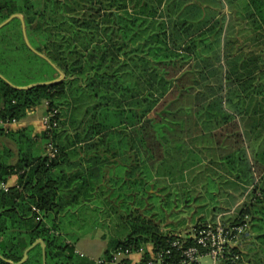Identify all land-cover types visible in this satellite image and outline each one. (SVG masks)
Listing matches in <instances>:
<instances>
[{"label": "trees", "instance_id": "trees-1", "mask_svg": "<svg viewBox=\"0 0 264 264\" xmlns=\"http://www.w3.org/2000/svg\"><path fill=\"white\" fill-rule=\"evenodd\" d=\"M250 1L249 17L259 20L254 30L260 31L264 0ZM188 7L174 0H0V23L22 13L31 44L65 73L59 82L29 89L0 77V120H22L41 104L54 114L41 132L0 122V182L17 176L8 190L0 188V264L18 263L37 239L46 245V264H99L76 254L56 220L81 205L121 220L124 233L111 238L107 262L119 247L168 248L172 229L163 231L128 199L134 185L149 195L156 186L150 178L167 168L168 157L193 152L200 114L216 108L222 117L207 134L210 148L231 180L251 190L239 215L249 216L253 236L230 246L231 253L239 254L235 264H264V47L242 57L231 38L224 44L223 19L193 20L183 14ZM259 41L264 45V33ZM24 48L39 59L28 62L35 80L20 84L2 75L16 85L59 77L29 49L14 18L0 28V60L27 63ZM145 67L165 84L161 95L142 94L132 79ZM253 254L260 259L243 263L242 255ZM21 264H44L41 244Z\"/></svg>", "mask_w": 264, "mask_h": 264}, {"label": "rangeland", "instance_id": "rangeland-1", "mask_svg": "<svg viewBox=\"0 0 264 264\" xmlns=\"http://www.w3.org/2000/svg\"><path fill=\"white\" fill-rule=\"evenodd\" d=\"M258 23L259 20L254 21L249 16L243 22L239 19L229 20L227 25L235 24L237 27L234 29V32L226 29L227 36L224 37V44L228 43V39L231 38L232 41L230 42L235 41L234 46L236 49L239 46L241 47L242 52L240 54L242 57L253 54L258 48L264 47V45H259V38L264 33V29L258 32L251 30ZM248 26L251 29H246ZM238 38H241V43L237 41ZM231 45L233 46V44ZM21 57L27 63L21 62L20 65L12 66L1 59L0 70L14 82L24 84L35 80L31 79L33 72L29 70L28 62L36 65L34 62H38L39 59L25 48L21 51ZM16 68L21 69L17 70ZM135 73L132 79L134 81L138 79L142 94L156 96L161 95L165 90V84L161 83L155 74L151 73L146 67L142 70H136ZM213 104L216 105L215 103ZM43 108V105L39 106L38 113ZM35 115L38 116V114ZM220 117H222L221 110L218 108L210 113L205 109L200 114L197 130L199 138L193 144V152L184 157L182 156L183 158H178L176 154L168 157L166 160L167 168L165 169V166L161 167L160 175L150 178V183H154L155 181L156 186L148 190L150 191L149 195L142 193V187L133 186V200L130 198L128 202L132 201L135 204L134 206L142 209L145 217L159 224L163 231L171 228L173 234L178 233L188 236L202 223L201 218H203V222L213 226L218 216L224 223L236 224L241 222L239 213L243 202L249 199L251 190L231 180L226 167L220 164L217 157L213 154V150L210 148V141L207 137V134L216 126L214 120ZM252 123L253 121L251 120L249 122L250 129L254 128V124ZM259 133L264 134V125H261L259 128ZM169 167L173 171L171 174H166L165 170ZM102 205L110 208L109 203L103 202ZM71 211L73 213L69 214L63 221L62 230L66 233L65 238L68 237L73 242L76 235L87 237L97 233V239L100 240V235L103 233L109 238L112 233L123 232V227L120 224L121 220L106 210L101 213L104 220L103 223L100 221L97 209L81 205L73 207ZM243 216L245 218L247 215ZM247 219L249 225L247 233L248 237H251L253 236V232L249 216H247ZM107 220H110L111 224L110 222L107 223ZM239 238L237 237L236 242H232V245L239 244ZM81 241L83 243L89 242L87 239H81ZM91 243L96 244L98 242L92 241ZM259 256L253 254L246 258L242 255V260L243 263H246L247 259H252L253 262L254 259H260ZM203 262H209V257H205Z\"/></svg>", "mask_w": 264, "mask_h": 264}, {"label": "built area", "instance_id": "built-area-1", "mask_svg": "<svg viewBox=\"0 0 264 264\" xmlns=\"http://www.w3.org/2000/svg\"><path fill=\"white\" fill-rule=\"evenodd\" d=\"M53 113L45 114L42 119L43 128L51 127V117ZM15 121V120H13ZM12 121V122H13ZM8 125L11 122H3ZM56 125V123H54ZM47 151L51 157L57 154V148L52 142L48 143ZM0 188L8 190V185L0 182ZM240 223H224L218 216L213 226L209 223H202L199 229L193 230L188 236L175 233V239L169 243L168 248L155 247L152 242L142 244L139 247L128 246L119 247L112 253V258L108 262L99 259V264H235L239 259V254L231 253L230 246H239L244 238L248 237L247 216L240 220ZM204 224V225H203ZM198 230V232H197ZM173 233V232H172ZM195 239L193 245H186V238ZM240 237L237 245L236 238ZM138 255L139 258H131ZM209 257V262L204 263L203 259Z\"/></svg>", "mask_w": 264, "mask_h": 264}, {"label": "crops", "instance_id": "crops-1", "mask_svg": "<svg viewBox=\"0 0 264 264\" xmlns=\"http://www.w3.org/2000/svg\"><path fill=\"white\" fill-rule=\"evenodd\" d=\"M175 3H182L184 5L189 6L187 9L185 8L183 10V14L185 15H189L188 17L193 19V20H200V19H223L224 22V29H223V34H226V29L234 32V29L237 27L235 26V24H231L230 26L227 25V22L229 20H234V19H239L240 21H246L247 17L249 16V10L248 7L251 8L250 0H174ZM175 15H177L176 13H174ZM251 19V17H249ZM258 20V19H257ZM256 21V20H254ZM246 29H251V27H247ZM251 30H254V28H252ZM258 32V31H257ZM238 42L241 43V38H238L237 40ZM239 48H241L239 46ZM43 105V109L38 113V107L32 109L31 111H29L27 113V116L25 118H23L22 120H18L16 119L15 121L9 123L6 127L9 128H13V129H18L24 126H32L33 127V131L35 132H41L43 130V124H42V119L45 115L46 112V105L45 104H41ZM40 105V106H41ZM35 114H38V116H36ZM7 144L9 145H13L10 142H7ZM17 182V176L16 175H12L8 181L6 182V184L9 185H14ZM93 206H91V208L93 209ZM99 212L100 215V221L101 223L104 222L103 217L101 215V213L104 211L101 207L100 210H97ZM73 213L71 210L65 212L64 214H60V217L58 219L57 217V221L61 222L60 223V227L63 228V221L66 219V217ZM111 220V219H110ZM110 220H107V223L110 222ZM111 224V222H110ZM62 235H64L65 237V232L64 230H62ZM123 232H116V234H111V237L107 238L106 234H101L100 235V240L97 239V233L92 234V236H82L80 237V235H76L75 237V241H71L68 237H66V241L69 243H73L75 250H76V254L81 256H85L87 258H89L92 261L98 262L99 259H102L104 256V253L106 251V248L108 247L111 238L113 237H117L121 236ZM94 236V237H93ZM91 237V238H90ZM81 239H87L89 240L88 243H83L81 241ZM95 241L98 242L96 244H92L91 242ZM149 242H147L148 244ZM102 251L103 254H102ZM131 258L136 259L139 258L138 255H133Z\"/></svg>", "mask_w": 264, "mask_h": 264}, {"label": "water", "instance_id": "water-1", "mask_svg": "<svg viewBox=\"0 0 264 264\" xmlns=\"http://www.w3.org/2000/svg\"><path fill=\"white\" fill-rule=\"evenodd\" d=\"M14 18H19L20 21H21V28H22V34H23V38H24V41L26 43V45L29 47V49L31 51H33L35 54L39 55L40 57L46 59L49 63H51V65H53L59 72V77H57L56 79H53V80H47V81H39V82H33V83H30V84H27V85H16L14 84L12 81H10L9 79H7L4 75H2L0 73V77L2 79H4L7 83H9L11 86L17 88V89H29L31 87H34V86H39V85H45V84H51V83H56V82H59L61 81L64 77H65V73L57 68L53 62L42 52L38 51L32 44L31 42L29 41V38H28V35H27V31H26V23H25V19H24V15L21 14V13H13L11 14L9 17H7L5 20H3L1 23H0V28L5 26L6 24H8L12 19ZM37 244H41L42 246V249H43V260H44V264H46V245L44 243V241L42 239H37L31 246H29L27 249H25L24 253H23V257L21 258V260L16 263V264H21L23 263L24 261H26V259L28 258V252L31 248H33L34 246H36ZM7 260V259H6ZM8 262L10 263H13L12 261L10 260H7Z\"/></svg>", "mask_w": 264, "mask_h": 264}]
</instances>
